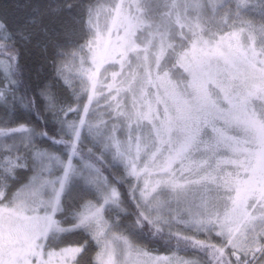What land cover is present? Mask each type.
Wrapping results in <instances>:
<instances>
[{
  "label": "snow or ice",
  "instance_id": "snow-or-ice-1",
  "mask_svg": "<svg viewBox=\"0 0 264 264\" xmlns=\"http://www.w3.org/2000/svg\"><path fill=\"white\" fill-rule=\"evenodd\" d=\"M15 7L0 13V264H264V0ZM74 82L78 108L56 91Z\"/></svg>",
  "mask_w": 264,
  "mask_h": 264
},
{
  "label": "trees",
  "instance_id": "trees-1",
  "mask_svg": "<svg viewBox=\"0 0 264 264\" xmlns=\"http://www.w3.org/2000/svg\"><path fill=\"white\" fill-rule=\"evenodd\" d=\"M20 0H0V13L6 12L8 15H12L16 11V4L19 3ZM79 2V0H77ZM25 62L28 64L29 68L33 70V74L35 73V69L39 66L38 62L36 60L35 55L29 53L25 57ZM50 69H45L41 74L39 79L35 78L34 75V82L36 84H42L45 81H50ZM56 91L58 95L61 97L62 100L66 102V104H71L73 108L82 107L83 103H87L85 99V94L79 90V87L76 82L73 83V87H65L62 83H58L56 86ZM94 111H101V109H97L96 107L92 105L89 109V115L91 117L92 113ZM72 115V114H70ZM108 117L105 115L104 119H107ZM44 147H47V144L44 145ZM177 230H181V226H177ZM201 239L204 237L201 236ZM84 237L79 234H68L67 240L65 241L66 246L68 244H76V243H83ZM145 250L150 251L151 253H154L158 256H166V257H175V259L178 261L180 259L183 260H200L202 259L201 256L198 254L192 252V251H184L179 250L176 248H169L166 246H162L159 243L153 244V243H142L140 245ZM96 249L93 246L92 251L88 253V260L94 259L95 257Z\"/></svg>",
  "mask_w": 264,
  "mask_h": 264
},
{
  "label": "rangeland",
  "instance_id": "rangeland-1",
  "mask_svg": "<svg viewBox=\"0 0 264 264\" xmlns=\"http://www.w3.org/2000/svg\"><path fill=\"white\" fill-rule=\"evenodd\" d=\"M92 105L94 106V108L96 107L95 102H93ZM92 105H91V106H92ZM91 106H90V107H91ZM149 252H150V251H149ZM150 253H151V252H150ZM151 255H152V256H158V255H155L154 253H151ZM160 257H166V256H160Z\"/></svg>",
  "mask_w": 264,
  "mask_h": 264
}]
</instances>
